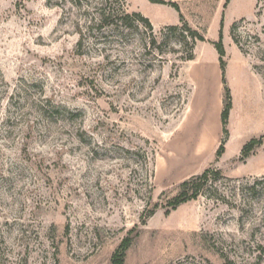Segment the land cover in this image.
<instances>
[{
	"label": "rangeland",
	"instance_id": "374dc122",
	"mask_svg": "<svg viewBox=\"0 0 264 264\" xmlns=\"http://www.w3.org/2000/svg\"><path fill=\"white\" fill-rule=\"evenodd\" d=\"M163 1L0 0V264H264V0Z\"/></svg>",
	"mask_w": 264,
	"mask_h": 264
},
{
	"label": "trees",
	"instance_id": "16d2710c",
	"mask_svg": "<svg viewBox=\"0 0 264 264\" xmlns=\"http://www.w3.org/2000/svg\"><path fill=\"white\" fill-rule=\"evenodd\" d=\"M150 1L156 4H161V5L165 4L163 0H150ZM172 7L180 14V9L176 4H172ZM180 18H183L182 14H180ZM113 19H117V20L134 19L137 23L141 24L143 27L153 32V26L150 23V21L138 13L127 14L125 12H122L121 15H118V13L117 14L109 13L107 14L104 21L109 22ZM234 26L232 28V31H234L235 29ZM173 29L177 30V28H173ZM184 30L187 31L189 33V36L192 38L193 46L196 44V42H205V38L202 35H200L197 31L191 29L187 25L184 26ZM234 41L235 43H237L235 37H234ZM215 47L220 57V65L222 69L223 85H224V99H223V108L221 113V125H222L224 138L216 153V159L218 160L225 153L226 140L229 135L228 125H229L230 113L233 107V100L231 98L230 90L227 87L226 79H225L226 62H225V50L222 41L215 44ZM193 59H194V54H191L186 60L192 61ZM263 142H264V136L260 137L259 139L251 140L248 144L244 146L241 156L238 159V162L244 163L256 152L258 148H260L263 145ZM211 173H212V169H206L202 174L193 176L187 179L186 181H184L179 186L178 193L174 197L166 201V204L164 205V207L167 209L166 213L168 214L178 209L180 206L196 200L199 197L200 193L203 191L205 185L208 183ZM215 175L221 177L222 173L220 171H216ZM160 207L161 206L159 204H156L153 210L149 214L144 215L143 217L145 218L143 219L144 220L143 223L147 219L152 217ZM134 231L135 230L129 232L128 237L122 241L121 245L118 247L116 253L113 256L112 264H126V256L130 248V245L133 241L132 235L135 233Z\"/></svg>",
	"mask_w": 264,
	"mask_h": 264
}]
</instances>
